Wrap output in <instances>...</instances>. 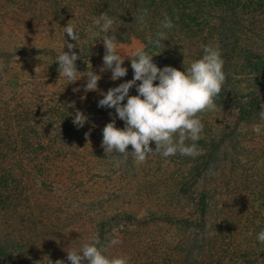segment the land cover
I'll use <instances>...</instances> for the list:
<instances>
[{
    "label": "rangeland",
    "instance_id": "obj_1",
    "mask_svg": "<svg viewBox=\"0 0 264 264\" xmlns=\"http://www.w3.org/2000/svg\"><path fill=\"white\" fill-rule=\"evenodd\" d=\"M205 6L198 8V26L172 19L173 28L161 29L162 13L153 21L147 18L140 30L145 43L149 35L165 32L163 46L147 52L154 55L158 68L183 71L201 58L202 45L220 52L225 80L214 98L215 109L197 113L203 124L200 139L194 142L199 154L177 153L167 158L150 154L137 164L130 152H104L101 146L102 128L116 118L114 109L97 107V102L102 93L133 75L127 58L122 64L127 68L125 77L112 81L110 70L100 71L104 34L88 41L86 30L103 11L92 0H0V138L17 131L11 123L17 111L25 110L33 120L42 117L40 112L33 113L43 103L46 110L55 111L62 103L73 107L44 127V132L34 130L61 133L52 147L59 154H71L73 160L48 168L49 178L32 171L15 189L12 179L7 180L8 191H0V246L15 264H47L48 260L70 264L66 253L93 237L98 246H104L108 258L126 256L127 264H177L188 253L190 241L208 227L225 243L249 241L252 263L264 264V244L256 240L264 229V132L252 130L253 125L264 124L260 116L264 110V30L256 27V20L242 22L237 30L248 36L240 37L242 50L226 54L218 35L220 10ZM258 11V16L264 15V10ZM68 22L81 37L72 41L64 34L74 45L71 52L78 56L76 70L90 69L101 77L96 91L84 90L83 76L67 84L58 74L55 58L61 51L62 27ZM139 22L133 18L130 26ZM149 26L156 28L151 31ZM114 32L112 25L108 35L125 46V54L136 42L144 44L136 36L119 40L127 35ZM62 51H69L66 45ZM129 95H136L135 87ZM77 111L85 117L83 126L73 123ZM115 126L122 128L123 122L116 119ZM191 143L185 140L186 145ZM149 147L154 150L153 143ZM130 150L129 145L126 151ZM2 167L12 173L17 170L12 162L0 166L4 171ZM201 197L207 204L204 218L199 216ZM111 239L119 243L108 246ZM241 247L246 250L245 244ZM0 264L8 263L0 258Z\"/></svg>",
    "mask_w": 264,
    "mask_h": 264
},
{
    "label": "clouds",
    "instance_id": "obj_2",
    "mask_svg": "<svg viewBox=\"0 0 264 264\" xmlns=\"http://www.w3.org/2000/svg\"><path fill=\"white\" fill-rule=\"evenodd\" d=\"M146 14L145 9L138 16L141 23ZM113 24L114 18L101 13L92 18V24L86 30L88 41L95 40L100 33L104 34V38L100 40L103 41L104 46L103 67L100 71L110 70L112 81L125 77L127 68L122 67V64L127 58L133 72L130 80L109 88L106 93L101 94L102 98L97 102V107L114 109L115 118L123 122V127L117 128L116 119H111L102 128L101 146L104 152L115 151L122 155L130 152L137 164H143L150 154H159L164 158L177 153L192 157L198 155L197 145L194 142L200 139L203 124L197 113L215 109L214 98L220 93L225 80L222 70L223 60L218 48L202 45L201 58L191 61L183 71L171 66L158 68L152 60L154 55L148 54L145 45L140 42H136L135 46L125 54L122 51L125 46L108 35ZM160 28H173L167 14L160 22ZM62 29L61 51L55 58L59 76L63 77L67 84L83 76L86 78L84 90L96 91L97 82L101 77L90 69L83 73L76 70L75 61L78 56L71 52L74 45L64 39L66 33L72 41H77L81 39L79 32L75 30V25L69 22ZM147 40L153 48H159L163 46L162 41L166 40L165 32L157 31L154 37L149 35ZM64 45L67 46L68 52L62 51ZM133 87L136 95H129V90ZM109 116H112L111 112ZM260 116L264 120V110L260 112ZM81 118L82 123H80ZM84 122L85 117L77 111L73 123L83 126ZM252 130L262 134L264 124L253 125ZM185 140L193 143L186 145ZM150 142L154 144V150L149 147ZM129 145L131 150L126 151ZM256 240L264 244V229L256 234ZM118 243V240L111 239L108 246ZM98 244L99 241L93 237L91 241L83 243L79 249L68 251L67 261L70 264H127L126 256L108 258L104 255V246ZM47 264L52 262L48 260ZM55 264H64V262L57 260Z\"/></svg>",
    "mask_w": 264,
    "mask_h": 264
},
{
    "label": "trees",
    "instance_id": "obj_3",
    "mask_svg": "<svg viewBox=\"0 0 264 264\" xmlns=\"http://www.w3.org/2000/svg\"><path fill=\"white\" fill-rule=\"evenodd\" d=\"M92 3L97 5V9L103 11L102 13H106L108 16L114 18V33L119 32L121 35V32H123V34L127 35L124 39L117 37L119 40H129L133 36H136L144 42L146 52L151 51L152 53L157 50H154L155 48L151 47V44L145 43L147 41L140 30L142 25H145L147 18L153 21V19H156L162 13L163 15L167 14L171 20L178 19L182 24H185L189 23V21L196 22L199 16H197L198 8L206 7L205 5L207 4L210 8H217L220 10L218 12V18L220 19L218 35L222 44L221 48L226 54L242 50L240 47V37H248L247 34H241L237 30L239 26L243 25L242 22L256 20V27L264 30L259 23L260 21L264 24L262 22L264 15H257L258 9L264 10V0H92ZM145 9L147 10V14L144 16L143 23L139 22L136 26L133 25L134 28H132L130 21L134 24L133 18L138 20V16ZM259 17L260 20L257 22ZM195 24L198 26L197 22ZM149 28L151 31H154L156 26L155 28L149 26ZM46 109L43 103L33 113V115H36L37 112H40L43 114L42 117L35 116L33 120L28 118L25 110H22L21 113L17 111L15 119H10L12 127L16 128L17 131L15 133H3L2 139L0 138V166L12 162L15 163L17 170L15 173H12L7 170V167H2L4 171L0 170V191H4V188L6 189L5 191H8L9 183L7 184V180L12 179V183L14 184L12 186L15 189L28 175H32V171L38 170V177L49 178L48 168L53 167L58 162L73 160L70 156L71 154L69 156L59 154V149L52 147L55 141L58 142L59 134L61 133L34 132L36 129L44 132V127L57 122L60 117L64 116L66 110L70 109L71 112L73 107H65L64 103H62L56 105L55 111ZM30 121L34 122L37 128L32 127ZM59 175L61 174H58V177ZM1 194L3 195V193H0V197ZM1 202L3 203V201ZM198 206L199 216L204 218L207 212L205 197L199 199ZM242 244H245L246 250H242ZM250 246L247 240H242L241 242L237 240L229 242L227 240V243H225V240L220 235L213 233V229L208 227L204 228L199 236L190 241L188 253L181 257V260L177 264H253L251 256L253 247L250 249ZM0 258L8 264H15L7 251L1 246Z\"/></svg>",
    "mask_w": 264,
    "mask_h": 264
}]
</instances>
